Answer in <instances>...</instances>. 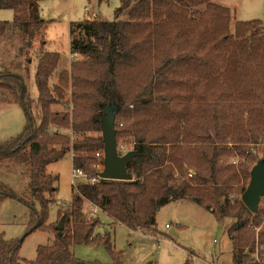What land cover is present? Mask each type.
<instances>
[{
	"label": "trees",
	"instance_id": "16d2710c",
	"mask_svg": "<svg viewBox=\"0 0 264 264\" xmlns=\"http://www.w3.org/2000/svg\"><path fill=\"white\" fill-rule=\"evenodd\" d=\"M40 1L0 0V10L13 12L11 22H0V40L16 49L0 72V104L18 105L25 120L18 136L0 143V165L13 164L24 176L31 209V226L20 240L0 233V264H84L72 248L95 242L121 264L110 236L95 237L99 221L85 218L83 203L153 236L156 212L180 200L224 226L232 264H264V202L251 213L238 198L251 168L264 161L263 24L231 25L232 11L209 0H119L112 21L70 24L73 59L53 85L59 54L37 56L33 100L18 68L45 24ZM109 105L116 107V149L134 153L126 166L129 182L98 179L93 167L103 160L101 120ZM67 155L73 169L96 181L72 185L51 245L22 260L24 238L52 229L47 219L57 177L46 167ZM7 198L15 195L0 183V202Z\"/></svg>",
	"mask_w": 264,
	"mask_h": 264
},
{
	"label": "rangeland",
	"instance_id": "374dc122",
	"mask_svg": "<svg viewBox=\"0 0 264 264\" xmlns=\"http://www.w3.org/2000/svg\"><path fill=\"white\" fill-rule=\"evenodd\" d=\"M209 1L220 6L222 3L236 10L235 12L231 8L233 12L228 8L232 11L231 25L235 21L259 20L264 26V0ZM38 3L40 18L45 21L39 36L44 37L47 45L45 50L40 48V44L34 50L31 49L28 60H21L18 68V73L24 77L29 97L33 100L37 98L34 83L37 56L46 52L59 54L58 67L50 80L53 85L58 73L64 67H69V22L84 21L85 14H89L94 20L112 21L114 12L120 5L119 0H41ZM119 19L125 21L127 15L123 14ZM12 20L11 10H0V22ZM15 55V47H8L0 40V72L9 67ZM75 59L82 58L78 56ZM52 109L60 110V107ZM24 125V114L18 105L0 104V143L18 136ZM71 170L68 155L46 167L47 174L57 177L47 219V224L52 229L36 230L27 235L19 247L20 259L32 261L38 246L51 245L54 239L53 229L59 222L56 214L72 198ZM0 183L8 186L15 195V198L0 202V233L5 240H20L31 226V209L25 204L30 201L26 180L16 166L6 164L0 165ZM247 184L248 181L245 187ZM90 207L84 202L82 212L87 219H98L95 237L110 236L112 252L120 257L121 264H184L187 260L190 264H232L224 226L217 223L212 214L190 200L172 201L163 205L155 214L153 236L141 235L115 224L100 211H96L91 217L88 215ZM72 253L76 260L84 264H115L112 254L102 243L76 245L72 248Z\"/></svg>",
	"mask_w": 264,
	"mask_h": 264
},
{
	"label": "water",
	"instance_id": "95a60500",
	"mask_svg": "<svg viewBox=\"0 0 264 264\" xmlns=\"http://www.w3.org/2000/svg\"><path fill=\"white\" fill-rule=\"evenodd\" d=\"M115 110L114 105H109L103 111L101 120L103 169L99 173V178L112 181H131L132 175L127 172L126 166L134 157V153L127 152L122 156L117 154L114 130ZM262 197H264V161L259 160L250 170L248 184L241 194L240 200L251 213H255ZM60 229L61 221L56 226V230Z\"/></svg>",
	"mask_w": 264,
	"mask_h": 264
},
{
	"label": "built area",
	"instance_id": "2783aa9c",
	"mask_svg": "<svg viewBox=\"0 0 264 264\" xmlns=\"http://www.w3.org/2000/svg\"><path fill=\"white\" fill-rule=\"evenodd\" d=\"M72 57L73 56H71V58H70L71 60L73 59ZM116 150H117V154L120 155V156H122L125 153H127L126 152L127 150L125 148H123V147H120L119 149H116ZM95 156L98 158L100 156V154H95ZM93 167L96 170H98V172L100 173L102 171V169H103L102 162L98 163L97 165H95ZM190 176H191V174L189 173V177ZM98 179H100L99 178V175H98ZM71 180H72V185L73 186H75L77 184H81V183L82 184H92V183H94L96 181L95 179H91V180L88 179L87 176L82 171H80L78 169H73V168L71 170ZM261 202H264V197H262L260 199V202L259 203H261ZM96 211H97V208L91 206L88 215L91 216V217H93ZM263 224H264V221H263Z\"/></svg>",
	"mask_w": 264,
	"mask_h": 264
},
{
	"label": "crops",
	"instance_id": "0c3cea01",
	"mask_svg": "<svg viewBox=\"0 0 264 264\" xmlns=\"http://www.w3.org/2000/svg\"><path fill=\"white\" fill-rule=\"evenodd\" d=\"M221 5L222 6H225V7H227L225 4H222L221 3ZM227 8H233V7H227ZM232 10V9H231ZM233 10H235L234 8H233ZM232 10V11H233ZM234 12V11H233ZM235 12H236V10H235ZM71 17H70V13H68V19H70ZM83 20H86V21H89V20H93V19H91V17L89 16V14H85V16H84V18H83ZM74 22V21H73ZM73 22H69V24H71V23H73ZM70 26V25H69ZM44 27V26H43ZM68 35H69V27H68ZM35 43V44H34ZM41 45V47L40 48H42V49H44L45 50V48H46V45H47V41L44 39V37L43 36H38V37H36L35 38V40L33 41V46H32V48L31 49H33L34 50V48L36 47V46H38V45ZM39 45V46H40ZM71 58V56L69 55V62H70V59ZM73 58V57H72ZM67 65H69V64H67ZM68 68V66L67 67H64L63 69H67ZM62 69V70H63ZM228 239V238H227ZM228 244H229V248H228V251H229V257H230V259H231V244H230V242H229V239H228ZM231 262H232V260H231ZM215 264V263H214Z\"/></svg>",
	"mask_w": 264,
	"mask_h": 264
}]
</instances>
